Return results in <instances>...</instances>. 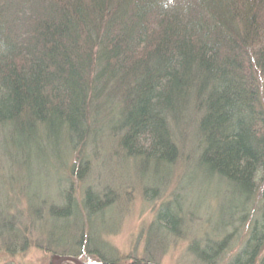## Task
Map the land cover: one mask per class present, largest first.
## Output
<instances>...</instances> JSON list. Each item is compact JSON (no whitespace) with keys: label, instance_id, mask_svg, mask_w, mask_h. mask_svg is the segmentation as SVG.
Here are the masks:
<instances>
[{"label":"trees","instance_id":"obj_1","mask_svg":"<svg viewBox=\"0 0 264 264\" xmlns=\"http://www.w3.org/2000/svg\"><path fill=\"white\" fill-rule=\"evenodd\" d=\"M186 130L195 138L193 168L228 192L227 225L261 201L228 263L256 264L264 248V0H0V153L10 158L3 179L13 192L25 182L20 194H30L29 210L62 248L53 254H102L90 249L96 220L103 224L114 202L91 188L79 198L75 182L62 189L52 176L51 190L45 169L62 164L68 143L113 137L155 194L178 163L177 136ZM181 201L161 205L152 242L179 237ZM6 208L1 201L0 237L9 245L18 235ZM228 239L193 243L191 252L208 263Z\"/></svg>","mask_w":264,"mask_h":264},{"label":"rangeland","instance_id":"obj_2","mask_svg":"<svg viewBox=\"0 0 264 264\" xmlns=\"http://www.w3.org/2000/svg\"><path fill=\"white\" fill-rule=\"evenodd\" d=\"M194 139L191 131L179 132L177 141L181 145L178 163L171 171L169 179L159 186L156 185L158 190L155 194L152 185L138 179V169L117 150L113 137L97 135L89 138L84 147L68 143V148L61 152L62 164L52 170L45 169L44 176L53 191L54 178L62 189L75 182L73 191L79 198L86 188L99 193L110 192L113 196L114 202L104 215V223L96 220L97 240L90 248L94 249V246L100 249L102 254L97 251L100 256L95 255L96 257L88 255L87 251H82L77 257L75 254H53L63 252L62 248L51 243L54 238L51 228L48 229L49 235H45L47 226L41 224L44 218H36L34 212L29 210L30 194L27 191L24 195L20 194L25 182H15L12 185L14 192L7 187L8 180L3 177L8 176L10 158L0 153V202L7 205L6 217L8 221L11 219L10 227L18 235V238L12 239L15 243L9 245L0 237V264H75L71 261L58 263L61 257L76 258L82 264H99L102 259L97 257H104L106 262L112 258L120 264H145L147 261L150 264H228L243 248L247 239V228L251 221L258 219L262 203L258 198L254 199L246 207V214L242 217L235 216L233 225H227V219L223 217L226 212L222 210V205L228 201V192L217 183L213 185L207 182L198 173L197 167L193 168L197 153ZM78 161L87 165L85 173H81L83 167ZM78 175L82 180L78 179ZM55 194L56 191L51 193V200H55L53 202H57ZM77 195L75 197L79 200ZM175 195L180 196L183 207L186 205L183 208V228L179 237L163 234L154 243L151 229L156 224V214L161 205ZM80 217L82 223H87L85 215ZM226 237L229 239L225 252L208 263L197 261L191 252L193 243L199 244L202 249L205 242L210 245L223 241ZM60 238L63 239L62 232ZM47 247L59 249L48 250ZM256 264H264V248Z\"/></svg>","mask_w":264,"mask_h":264},{"label":"water","instance_id":"obj_3","mask_svg":"<svg viewBox=\"0 0 264 264\" xmlns=\"http://www.w3.org/2000/svg\"><path fill=\"white\" fill-rule=\"evenodd\" d=\"M64 261H71L72 263H75V264H82L80 263L78 259L72 258V257H61L57 262L62 263Z\"/></svg>","mask_w":264,"mask_h":264}]
</instances>
